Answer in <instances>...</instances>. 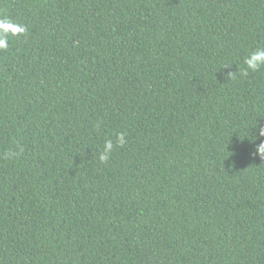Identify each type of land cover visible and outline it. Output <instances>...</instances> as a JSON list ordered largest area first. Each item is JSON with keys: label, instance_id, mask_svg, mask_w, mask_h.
Instances as JSON below:
<instances>
[{"label": "trees", "instance_id": "obj_1", "mask_svg": "<svg viewBox=\"0 0 264 264\" xmlns=\"http://www.w3.org/2000/svg\"><path fill=\"white\" fill-rule=\"evenodd\" d=\"M0 16L27 29L0 50V264H264V0Z\"/></svg>", "mask_w": 264, "mask_h": 264}, {"label": "clouds", "instance_id": "obj_2", "mask_svg": "<svg viewBox=\"0 0 264 264\" xmlns=\"http://www.w3.org/2000/svg\"><path fill=\"white\" fill-rule=\"evenodd\" d=\"M27 31L24 25H16L10 18L0 16V50H6L9 47V37L21 35ZM244 64L246 69L242 70V75H247L248 71H256L264 67V48H257L255 51L249 53L245 58ZM98 127V125H97ZM260 136H264V128L260 129ZM126 142L124 133L116 134L115 140L107 139L104 141L102 149L99 152V160L103 163L107 161L113 151L114 146H123ZM257 155L264 157V141L256 147ZM17 155L16 152L8 151L4 158H12Z\"/></svg>", "mask_w": 264, "mask_h": 264}]
</instances>
